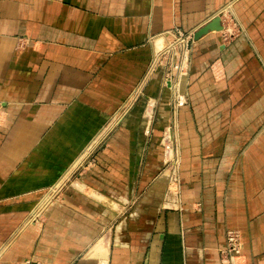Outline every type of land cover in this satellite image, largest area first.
Listing matches in <instances>:
<instances>
[{
	"label": "crops",
	"instance_id": "crops-1",
	"mask_svg": "<svg viewBox=\"0 0 264 264\" xmlns=\"http://www.w3.org/2000/svg\"><path fill=\"white\" fill-rule=\"evenodd\" d=\"M216 16L222 30L191 46L167 205L160 69L91 150L155 40ZM78 163V189L31 222ZM227 231L241 237L237 264H264V0H0V264H224Z\"/></svg>",
	"mask_w": 264,
	"mask_h": 264
},
{
	"label": "built area",
	"instance_id": "built-area-1",
	"mask_svg": "<svg viewBox=\"0 0 264 264\" xmlns=\"http://www.w3.org/2000/svg\"><path fill=\"white\" fill-rule=\"evenodd\" d=\"M194 33L195 31L182 32L178 29H173L172 31L164 34L165 37L169 36L172 38V40L165 48L159 52H156L154 59L152 60L150 67L145 74V77L133 95L134 99L142 94L143 85L146 83V81H148L149 76L156 69H160L163 71V86L169 91L172 102L171 109L173 110V116L175 117L177 109L186 102V100H182L183 98H181L182 94L179 92L178 82L184 77V75H186L189 69V54L194 41ZM146 107V110L148 111L151 109L149 101ZM174 136L175 134L173 133V141L171 143L170 140L165 137L163 139V147L166 149V158H168V160L174 165L172 174L169 175V184L174 182L176 192L178 186V177L177 172L175 174V171H178L176 168L178 166V156ZM58 189L59 186L54 189V192H56ZM241 252L242 243L240 234L236 231H227L225 233V247L219 252L222 263L237 264V260L241 257Z\"/></svg>",
	"mask_w": 264,
	"mask_h": 264
},
{
	"label": "rangeland",
	"instance_id": "rangeland-1",
	"mask_svg": "<svg viewBox=\"0 0 264 264\" xmlns=\"http://www.w3.org/2000/svg\"><path fill=\"white\" fill-rule=\"evenodd\" d=\"M167 38V42L168 43H170V41L172 40V38L171 37H166ZM168 44H166L163 48H165L166 46H167ZM163 48H161L160 50H158L157 52H159V51H161ZM186 75H187V73H186ZM186 75H184V77L182 78V80H181V83H180V88H182V85H183V80H184V78L186 77ZM143 80V79H142ZM142 82V81H141ZM162 86H163V71H162ZM163 89H165L166 90V92L168 93V100H167V108H168V117L166 118V122H165V124H164V126L161 128V137H160V142H159V144H160V147H161V149H162V153H163V166H162V170H161V172H163V173H165V177H167V190H166V194H168L166 197H168L167 198V200H170L171 198H172V192H174L175 193V184H174V182H172L171 184H169V175L170 174H172V171H173V168H174V165H173V163L172 162H170L169 160H168V158H166V156H165V148L163 147V139L165 138V137H167L169 140H170V143L173 141V133L175 134V128H174V122H175V117L173 116L174 114H173V110L171 109V98H170V95H169V91H168V89L166 88V87H164L163 86ZM180 91H181V89H180ZM142 92H143V89H142ZM180 94H182V91H181V93ZM143 94H141V95H139L138 97H136V99L138 100V99H140L141 97L140 96H142ZM184 95V94H183ZM133 98V95H132V97L129 99V106H127V108L124 110V112H121V111H119L118 112V114H117V116H116V119H114L115 120V122H113V126H110V127H112V128H110V127H108V126H106L105 128H103V130H102V133L105 135L103 138H102V140L100 141V143L98 144V145H96L95 146V148H93V150H91L92 152H94V151H96V149H99V148H104L105 146H106V140H108V138L110 137V135L112 134V131H114L115 129H116V126H117V123H119V121L121 120V119H123L125 116H126V113H127V111L129 110V108L132 106V104L136 101V99H132ZM149 99V98H148ZM148 101H149V105L151 106L150 108V110L148 111V110H146V106H147V103H148ZM147 102H145V106H144V109H143V113H142V117H143V120L145 121V123H147V122H152L153 120H154V118H155V110H156V101L154 100V99H149ZM120 113V114H119ZM113 120V121H114ZM124 120V119H123ZM122 120V121H123ZM168 129H170V130H168ZM173 145H174V143H173ZM79 166H80V163H78V164H76L75 165V171L70 175V177H68V176H66L65 178H64V182L63 181H61L60 182V184L59 183H57V184H55L52 188H51V190L50 191H48V192H46V193H44L43 194V198L41 199V201H43V202H41L39 205H40V207H38L37 209H35V211L32 213V219H31V222L32 221H36V218L39 216V215H42V214H44V212L47 210V208H49L50 206H53L55 203H57V202H53L52 203V198H54V199H57V198H59L61 195H62V193H63V190H64V186H65V188H67V187H70V188H72V190H75V189H78L77 188V185H78V173H79ZM178 167L179 166H177L176 168L178 169ZM176 172L177 171H175V174H176ZM61 185V186H60ZM57 186H59V189L56 191V192H54V189L57 187ZM76 187V188H75ZM63 188V189H62ZM76 191V190H75ZM52 193H53V195H52ZM165 197V198H166ZM171 207V206H170ZM36 212V213H35ZM36 216V217H35ZM35 218V219H34Z\"/></svg>",
	"mask_w": 264,
	"mask_h": 264
},
{
	"label": "water",
	"instance_id": "water-1",
	"mask_svg": "<svg viewBox=\"0 0 264 264\" xmlns=\"http://www.w3.org/2000/svg\"><path fill=\"white\" fill-rule=\"evenodd\" d=\"M221 30H222V26H221L220 17L216 16L212 20H210L207 24H205L203 27L196 30L193 35V39L194 41H196L211 31L220 32Z\"/></svg>",
	"mask_w": 264,
	"mask_h": 264
},
{
	"label": "bare ground",
	"instance_id": "bare-ground-1",
	"mask_svg": "<svg viewBox=\"0 0 264 264\" xmlns=\"http://www.w3.org/2000/svg\"><path fill=\"white\" fill-rule=\"evenodd\" d=\"M155 44H156V47H157V50H160L161 48H163L166 44H168L167 42V38L166 37H159L158 39L155 40ZM182 80V79H181ZM181 80H179L178 82V88H179V92L181 93L180 91V83H181ZM182 98V96H181ZM183 100V99H182ZM151 111V110H150ZM168 194H166L167 196ZM175 197V195H174ZM168 197H166V200H165V203L167 204V202H171V200H167ZM168 205V204H167ZM174 204L171 205V207L169 208H172ZM36 213V212H35ZM36 217V216H35ZM35 219V218H34Z\"/></svg>",
	"mask_w": 264,
	"mask_h": 264
}]
</instances>
